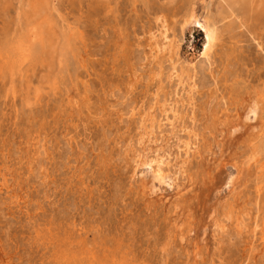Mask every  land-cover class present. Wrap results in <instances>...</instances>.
Returning <instances> with one entry per match:
<instances>
[{
	"label": "rangeland",
	"instance_id": "1",
	"mask_svg": "<svg viewBox=\"0 0 264 264\" xmlns=\"http://www.w3.org/2000/svg\"><path fill=\"white\" fill-rule=\"evenodd\" d=\"M48 1L46 35L66 51L62 57L59 50L46 55L47 43H34L32 60L18 71L7 67V44L24 33L25 7L21 0H0V175L7 179L0 189V264H72L62 258L65 253L78 255L73 264L110 256L125 264H264L258 209L264 199V148L256 161L245 162L258 143L254 138L264 128V116L250 119L258 127L238 137H225L216 128L218 120L233 119L252 93L264 96V0H253L249 14L227 0ZM190 5L223 29L209 58L201 57V27L193 22L181 30ZM159 8L178 47L157 59L163 73L156 78V59L147 56L143 29L156 26ZM167 55L178 68L196 64L195 119L188 124L201 132V145L187 165L192 180L177 174L181 191L163 184L146 195L137 175L147 178L148 167L140 166L131 179V156L124 149L134 117L119 112L133 102L146 106L151 92L169 88ZM176 140H168L172 161L184 158L180 148L177 155ZM233 160L243 168L229 191ZM175 202L182 208L177 212ZM222 203L250 208V235L234 229L214 233L208 208L212 204L219 211ZM174 220L191 229L183 241Z\"/></svg>",
	"mask_w": 264,
	"mask_h": 264
},
{
	"label": "bare ground",
	"instance_id": "2",
	"mask_svg": "<svg viewBox=\"0 0 264 264\" xmlns=\"http://www.w3.org/2000/svg\"><path fill=\"white\" fill-rule=\"evenodd\" d=\"M227 1L231 3H237L239 6V9L242 10V12L246 14H249L252 11L251 4L253 0H227ZM48 2H49L48 0H26V2H22L21 0L20 5L23 6V9L25 7V10L23 13L25 16L26 23L24 25L25 28L23 27L24 33L17 34L14 38H11L8 41L9 43L7 44V48H8V52L10 53L9 57L11 59V62L9 61L7 62V60L5 62L8 63L6 64H7V67H9V70L16 68L18 71H20V69L22 70L23 68L22 67L23 64H26L29 59L32 60L33 54L31 52L32 51L31 46L34 43L35 44H38L39 42L41 43L45 42V44L47 43L46 45L49 48L48 50L49 52L47 51L48 53L46 52L47 53L46 55H49L50 52L54 53L59 50L58 56L62 57L61 54H63L64 51H66L65 50L66 47L63 46L64 43L62 45L63 47L59 48L57 44L58 42H56V39L52 41V38L47 37L46 35L45 27L47 28V25L51 21V20L48 21L49 19L48 18L49 9H47V6H49ZM23 3H27V4H23ZM197 13L193 5H190L187 7L186 11L184 12L181 18V30H184V28L190 23L196 22L201 27L204 33V44L202 47L201 57L204 56L206 58H209L210 55L215 50V48L219 47L220 45L221 33L223 32L222 31L223 29L221 30L219 28L217 21L215 22L214 20H212L209 17V15L203 14L199 16ZM218 19H220V17ZM154 22H156V26L155 24L154 25L150 24L148 25L146 29H143V33L144 35H146L145 44L148 48L147 56L150 59H156L155 65L157 66V68L156 69L154 68L155 70L153 69L152 77L154 76L156 77V75H161L163 73V69L157 59L160 56L166 55L169 52H171L172 48L176 49L178 47V44L176 43L174 45L172 43V41L174 40H172L169 37L170 22H169V18L166 12L162 8L161 9L159 8V10L155 12ZM50 24H52V22ZM18 29H19V26H18ZM51 32H50V35H51ZM55 38H57V35H55ZM64 40H67V39L64 38ZM65 46H68V45L65 44ZM4 48L6 50V46H4ZM3 54L4 52L0 55L3 56ZM52 55L50 56V58L52 57ZM167 56H168V59H170V69L167 73H165V75L167 74L166 78H167V81L169 82V88L165 89L166 86H163L161 90L159 91L156 90L153 93L151 92V96L146 106H143V103L138 104V103L133 102L129 105H126L127 107L124 108V112H119V115L121 117L122 115L128 114V113L130 116L134 117L133 133L131 135H128L125 138L124 140L125 148L124 149H126V154L131 156V161H132L131 169H130L131 179H135V176L139 172L138 168L140 166L148 167L147 171L149 172V176L147 178L144 177L143 172H141L140 175H137L142 191L146 195L157 193L158 190L162 189L163 184H165V186L167 184L171 188H174L176 193L181 191V188H180L181 184L179 183L178 176H177L178 173H181L183 176L186 175L187 176L186 179H188V181L192 180V177L189 174L187 175V165L190 161V154L192 155L197 154L198 144H200L198 143V141L201 138L200 137L201 132H199L198 129H196L191 123L188 124L189 121L191 122L192 120L195 119V114H194L192 106L194 103L193 102L194 101L193 92L194 90H196V83H195L196 81L195 77L197 74V72L195 71L196 64L194 65L192 63L191 66L187 65V66L178 68L177 67L178 64L172 61L173 57L169 55ZM53 61H56V60H54L53 58ZM2 69H3V66H2ZM198 69H199V65H198ZM198 71H201V70H198ZM137 73H138V69L135 67H132L131 74L134 76V75H137ZM13 74L14 73H12V75ZM12 75L10 76L12 77ZM184 78H186V80H184ZM172 80H176L175 85L172 84ZM188 80L190 81V83H188ZM184 87H186V90ZM261 93L260 94L259 92L252 93L247 98H245L242 101L241 106L237 108V112L234 115L233 119L229 121H227L226 119L218 120V122L216 121L217 130L219 129V132L221 134H224L225 137H232V138L238 137L239 135H243V133L247 131L253 132L254 129L258 127L257 125L258 121L257 123H253V122H250V119L256 120L257 118H260V117L262 118L264 116V96L261 95ZM36 94L38 93L36 92ZM186 106L191 107V111H188ZM164 125L169 126V128L167 127L168 128L167 134H163ZM261 128L263 127L261 126ZM180 131L182 132L184 131V134L183 135L179 134ZM259 132L260 131L256 130V133H259ZM164 135L166 136V138H164ZM171 136H174L177 139L175 142V146L178 149L177 155H179L181 151L179 150V148L182 149V151L184 152V158L179 161H172L171 159V155L173 154V151L171 149V146L168 143V140ZM259 138L260 140L258 141L257 139ZM263 138H264V128L261 130V134L256 136V138H254L256 139V142L258 143L254 145L255 147L251 150V152L248 151L250 154L245 159V162L247 163V165L249 163L251 164L252 161H256L257 154L261 156L260 151L264 148ZM40 143H41L40 139L35 138L34 145L37 150H39L42 147ZM174 158L176 160V157ZM259 159H261V157ZM230 164L235 169V174L227 178V184L229 186V189H228L229 191L236 184L237 179L239 178V175H240V171L243 168V165L242 167H240L239 163L234 160L231 161ZM172 166L173 167L175 166V168L174 169L171 168ZM260 168L262 171V168H264V166L263 167L261 166ZM6 180H7L6 176L4 174H1L0 175V189H1V186L5 185ZM260 189L261 188H258V190ZM212 204L208 208V212H209V217L211 218V223L214 225V228H215L214 233L217 232L219 234H222L226 232L227 229H234L236 233L238 234L244 232L246 235H250L253 232V229H251L247 221V219L250 216V208L244 207L241 210H235L232 205L222 203L220 206V210L218 211V207ZM258 206H259L258 207L259 211H261L260 214H262L261 238H262V243L264 244V199L258 202ZM178 209L181 210L182 208L180 209V204L175 202L173 206V211L177 212ZM172 225L175 231L177 232V236L179 237V239L181 241L185 240V238L190 233L191 229L183 228L184 223L179 222L178 220H174ZM250 250L252 251V247L250 248ZM64 257L66 258L65 262H68V263L72 262V264L79 260L77 254L65 253L62 255V258ZM94 259H95L94 262L91 264H125L124 262L117 261L113 256L106 257V258L103 257L101 259H98V258H94Z\"/></svg>",
	"mask_w": 264,
	"mask_h": 264
}]
</instances>
